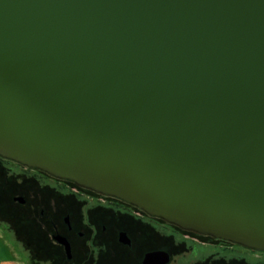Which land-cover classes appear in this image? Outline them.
I'll use <instances>...</instances> for the list:
<instances>
[{
  "label": "water",
  "instance_id": "95a60500",
  "mask_svg": "<svg viewBox=\"0 0 264 264\" xmlns=\"http://www.w3.org/2000/svg\"><path fill=\"white\" fill-rule=\"evenodd\" d=\"M0 157L264 251V0H0Z\"/></svg>",
  "mask_w": 264,
  "mask_h": 264
},
{
  "label": "flooded vegetation",
  "instance_id": "af4514ba",
  "mask_svg": "<svg viewBox=\"0 0 264 264\" xmlns=\"http://www.w3.org/2000/svg\"><path fill=\"white\" fill-rule=\"evenodd\" d=\"M0 165L8 175L18 167L30 170L40 188L49 186L45 194L12 196L27 210L28 229H38L27 245L30 264H143L145 254L157 250L169 254L165 264H264V251L179 227L121 198L6 158Z\"/></svg>",
  "mask_w": 264,
  "mask_h": 264
},
{
  "label": "rangeland",
  "instance_id": "374dc122",
  "mask_svg": "<svg viewBox=\"0 0 264 264\" xmlns=\"http://www.w3.org/2000/svg\"><path fill=\"white\" fill-rule=\"evenodd\" d=\"M32 173L30 170L18 167L15 171H12L13 175L9 176L6 168L0 165V258L14 254L18 258H26L28 241L38 231V229H28L26 208L17 201L12 200L13 195H22L26 198L32 194L48 193L46 189H49L47 188L49 186L40 188L38 181H31V179L23 176L25 174L35 178L36 175L34 176ZM36 240L38 239L36 238ZM9 244L15 252L7 248L10 246ZM241 253L243 254V252ZM207 264H217V261L209 260Z\"/></svg>",
  "mask_w": 264,
  "mask_h": 264
},
{
  "label": "crops",
  "instance_id": "0c3cea01",
  "mask_svg": "<svg viewBox=\"0 0 264 264\" xmlns=\"http://www.w3.org/2000/svg\"><path fill=\"white\" fill-rule=\"evenodd\" d=\"M3 243L7 244L5 242H3ZM7 248L10 249V250L14 249V248L11 247V245L8 246ZM13 251L15 252V250H13ZM25 254H26L25 255L26 258H24V259L18 258L17 256H15V254L12 255V256H9V257H1L0 258V264H30L31 262L29 261V256H28L27 253H25Z\"/></svg>",
  "mask_w": 264,
  "mask_h": 264
},
{
  "label": "trees",
  "instance_id": "16d2710c",
  "mask_svg": "<svg viewBox=\"0 0 264 264\" xmlns=\"http://www.w3.org/2000/svg\"><path fill=\"white\" fill-rule=\"evenodd\" d=\"M18 164H19V163H18ZM2 168H3V167H2ZM6 171H7V169H6ZM9 176H11V175H9ZM23 176L26 177V178H28V179H31V181L35 180V178L32 177V176H27V175H25V174H23Z\"/></svg>",
  "mask_w": 264,
  "mask_h": 264
}]
</instances>
